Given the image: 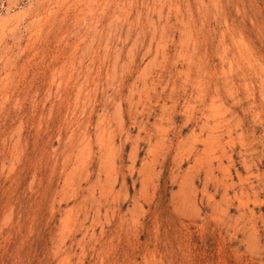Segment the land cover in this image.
I'll list each match as a JSON object with an SVG mask.
<instances>
[{
	"label": "rangeland",
	"instance_id": "rangeland-1",
	"mask_svg": "<svg viewBox=\"0 0 264 264\" xmlns=\"http://www.w3.org/2000/svg\"><path fill=\"white\" fill-rule=\"evenodd\" d=\"M0 264H264V0H0Z\"/></svg>",
	"mask_w": 264,
	"mask_h": 264
}]
</instances>
